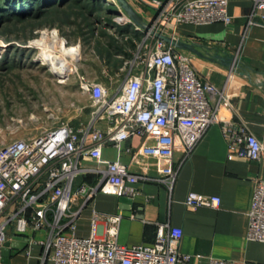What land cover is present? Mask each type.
Here are the masks:
<instances>
[{
	"label": "built area",
	"instance_id": "2783aa9c",
	"mask_svg": "<svg viewBox=\"0 0 264 264\" xmlns=\"http://www.w3.org/2000/svg\"><path fill=\"white\" fill-rule=\"evenodd\" d=\"M231 1L155 0L159 9L150 22L174 35L170 25H229ZM251 1L250 22L257 23L258 18L264 19V0ZM114 20L123 25L133 21L122 10L116 12ZM143 29L140 25L135 28L143 32L140 39L134 32L133 36L126 34L135 47L129 56L120 55L123 63L115 71L119 84L114 90L102 81L81 76L82 93L92 100L87 124L75 127L63 122L0 147V257L12 226L18 232L45 229L48 243L55 247L54 264H194L180 251L183 229L168 223H159L154 243L145 245L118 241L121 214L106 216L110 223L107 237L99 236L100 215L96 214L91 235L64 233L66 228L76 229L83 207L99 192L118 196L135 193L133 183L141 176L120 160L103 158L102 148L109 143L120 146L132 135L141 134V156L171 159L177 138L184 154L190 155L208 128L222 122L230 155L254 160L264 156V143L245 123L221 119L220 107L231 105L225 91L202 79L181 48ZM104 71L110 74L109 65ZM88 173L98 174V182L79 180ZM79 198L84 202L77 206ZM185 204L191 209L218 207L221 197L190 191ZM248 216L247 238L264 242V178L255 180ZM210 264L245 262L212 258Z\"/></svg>",
	"mask_w": 264,
	"mask_h": 264
},
{
	"label": "crops",
	"instance_id": "0c3cea01",
	"mask_svg": "<svg viewBox=\"0 0 264 264\" xmlns=\"http://www.w3.org/2000/svg\"><path fill=\"white\" fill-rule=\"evenodd\" d=\"M127 1L146 22L159 9L155 0ZM252 8L251 0H232L229 13L233 18L229 25L222 22L181 24L170 25L169 29L195 44L199 52L181 49L189 55L197 74L228 96L231 105L220 107L221 119L245 123L264 143V19H257L262 23H251ZM111 9L126 12L119 0ZM128 25L127 33L133 30L140 39L143 32L135 30L138 24L133 20ZM217 53L232 56L231 63L215 59L213 55ZM113 70L115 73L117 69ZM93 79L107 84L100 77ZM88 110L77 120L68 122L75 127L87 124L92 109ZM100 126L105 127V123ZM176 140L171 159L151 154L141 156L139 149L144 141L141 134L132 135L120 146L105 145L103 158L120 160L141 176L133 183L135 193L118 196L99 192L83 207L76 229L66 228L64 233L79 237L91 235L96 214L100 215L99 236L107 237L110 223L106 216L121 214L117 239L122 244H152L158 224L168 223L183 229L180 251L189 255L194 264H210L212 258L264 264V242L247 238L255 180L264 178V156L254 160L230 155L222 122L208 128L190 155L184 154L181 140ZM99 178L98 174L88 173L79 180L94 184ZM190 191L219 195L221 204L191 209L185 204ZM83 202L79 198L77 206ZM54 250L45 229L28 228L18 232L11 226L0 264H54Z\"/></svg>",
	"mask_w": 264,
	"mask_h": 264
},
{
	"label": "rangeland",
	"instance_id": "374dc122",
	"mask_svg": "<svg viewBox=\"0 0 264 264\" xmlns=\"http://www.w3.org/2000/svg\"><path fill=\"white\" fill-rule=\"evenodd\" d=\"M104 1L107 8L114 5V0ZM103 21L105 25H95L92 32L81 17L72 24L28 19L9 22L0 33V147L13 139L36 136L60 123L77 120L82 112L91 110V97L82 93V75L100 77L112 90L118 86L115 67L109 66L110 74L104 71L109 63L99 50L108 39L101 30L121 40L127 32L122 34L120 28L113 31L107 20ZM64 45L78 56L68 55L71 69L57 74L42 53L50 48L61 54ZM6 57L7 63L2 61ZM62 74L65 76H59Z\"/></svg>",
	"mask_w": 264,
	"mask_h": 264
},
{
	"label": "trees",
	"instance_id": "16d2710c",
	"mask_svg": "<svg viewBox=\"0 0 264 264\" xmlns=\"http://www.w3.org/2000/svg\"><path fill=\"white\" fill-rule=\"evenodd\" d=\"M115 12L106 8L104 0H0V33H2L9 22H22L28 19L39 22L54 24H72L81 17L89 30L93 32L94 26L102 23L103 18L111 26L120 28V32L128 30V24H120L114 20ZM124 30H126L124 32ZM91 32V33H92ZM108 39L104 48L100 47V54L105 61L118 69L123 59L116 57L119 54L129 56L130 50L135 47L132 38L117 39L109 35L104 29L101 30ZM5 63L9 60L4 58Z\"/></svg>",
	"mask_w": 264,
	"mask_h": 264
},
{
	"label": "water",
	"instance_id": "95a60500",
	"mask_svg": "<svg viewBox=\"0 0 264 264\" xmlns=\"http://www.w3.org/2000/svg\"><path fill=\"white\" fill-rule=\"evenodd\" d=\"M120 3L123 5L125 8L126 12L129 14V16L140 26L144 27L145 29H150L153 34H155L157 37H160L161 39L175 45L176 47L179 48H185V49H190L191 51L194 52H199V50L196 48L195 44L189 43L188 41H185L183 38L174 35L168 31H163L161 29H158L154 26H152L151 22L148 21H143L140 17V15L136 12V10L129 4L127 0H119ZM215 59L223 62V63H228L230 64L233 57L232 56H227L224 57L223 55L217 53L213 55ZM229 60V61H227ZM64 77V76H63ZM123 200H127V198L122 197ZM18 237V236H17ZM8 244V243H7Z\"/></svg>",
	"mask_w": 264,
	"mask_h": 264
},
{
	"label": "bare ground",
	"instance_id": "6f19581e",
	"mask_svg": "<svg viewBox=\"0 0 264 264\" xmlns=\"http://www.w3.org/2000/svg\"><path fill=\"white\" fill-rule=\"evenodd\" d=\"M56 39V38H55ZM61 54H57L55 51H52V49L50 50V48L45 49L42 53V55L44 56V58L51 62V68L57 73V74H61L63 72H67L68 70H70V64L69 61L67 59V56L72 54L74 56V58H77L78 53L69 48L66 47L64 45V47L61 49ZM59 76H65L64 74L59 75Z\"/></svg>",
	"mask_w": 264,
	"mask_h": 264
}]
</instances>
